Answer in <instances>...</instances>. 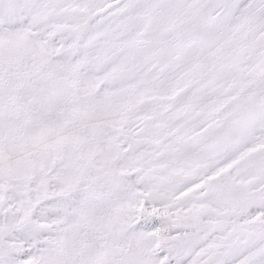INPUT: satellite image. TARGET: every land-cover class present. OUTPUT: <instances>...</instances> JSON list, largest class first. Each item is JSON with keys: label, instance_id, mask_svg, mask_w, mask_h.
<instances>
[{"label": "snow or ice", "instance_id": "snow-or-ice-1", "mask_svg": "<svg viewBox=\"0 0 264 264\" xmlns=\"http://www.w3.org/2000/svg\"><path fill=\"white\" fill-rule=\"evenodd\" d=\"M0 264H264V0H0Z\"/></svg>", "mask_w": 264, "mask_h": 264}]
</instances>
